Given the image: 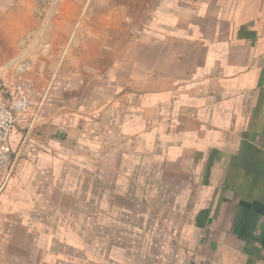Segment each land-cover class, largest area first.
<instances>
[{
    "label": "crops",
    "instance_id": "crops-1",
    "mask_svg": "<svg viewBox=\"0 0 264 264\" xmlns=\"http://www.w3.org/2000/svg\"><path fill=\"white\" fill-rule=\"evenodd\" d=\"M148 4L140 17L126 12L130 38L100 78L92 109L62 103L56 112L52 99L15 131L17 153L18 142L32 141L0 186V264H86L79 229L63 217L55 232L43 229L52 217L41 210L54 204L46 188L21 181L25 165L30 181L39 178L45 163L64 162L65 142L85 139L83 112L109 125L119 176L135 179L126 189L117 182L115 203L118 194L142 195L149 209L157 195L164 212L148 222L166 235L116 244L110 264H264V0ZM13 69L0 86L28 82Z\"/></svg>",
    "mask_w": 264,
    "mask_h": 264
},
{
    "label": "rangeland",
    "instance_id": "rangeland-1",
    "mask_svg": "<svg viewBox=\"0 0 264 264\" xmlns=\"http://www.w3.org/2000/svg\"><path fill=\"white\" fill-rule=\"evenodd\" d=\"M148 2L0 0V76L8 70L11 78L15 76L13 67L26 71L24 80L35 91V109L40 113L45 114L52 99L56 112H61L62 103L71 111L77 112L78 106L92 109L96 91L106 80L101 82L100 78L109 72L111 61L130 38L126 12L133 11L140 17ZM84 114L91 118V124L86 123L87 136L78 145L65 142L69 150L60 153L64 162L57 166L45 163L43 176L32 177L31 181L25 165L21 181L46 188V203L54 204L41 210L52 217L43 229L55 232L60 226L57 218L63 217L64 226L79 229L84 237L86 264H110V250L116 244L124 247L132 236L139 243L143 233L166 235L156 222H148L153 214L164 212L157 195L149 202V209L142 195L129 199L118 194L115 203L117 182L126 189L135 179H126V171L124 177L119 176L117 140L109 125L101 124L99 118L94 121L89 112ZM31 141L28 138L24 146L18 142L21 159L29 156ZM43 149L52 152L51 148Z\"/></svg>",
    "mask_w": 264,
    "mask_h": 264
},
{
    "label": "built area",
    "instance_id": "built-area-1",
    "mask_svg": "<svg viewBox=\"0 0 264 264\" xmlns=\"http://www.w3.org/2000/svg\"><path fill=\"white\" fill-rule=\"evenodd\" d=\"M33 96L32 85L28 82L0 86V186L7 183L19 157L13 147V135L33 114Z\"/></svg>",
    "mask_w": 264,
    "mask_h": 264
}]
</instances>
